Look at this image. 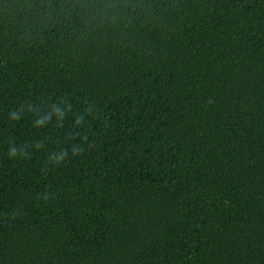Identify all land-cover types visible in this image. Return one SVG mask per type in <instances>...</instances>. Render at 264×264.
Listing matches in <instances>:
<instances>
[{"label":"trees","instance_id":"1","mask_svg":"<svg viewBox=\"0 0 264 264\" xmlns=\"http://www.w3.org/2000/svg\"><path fill=\"white\" fill-rule=\"evenodd\" d=\"M0 264H264V0H0Z\"/></svg>","mask_w":264,"mask_h":264}]
</instances>
